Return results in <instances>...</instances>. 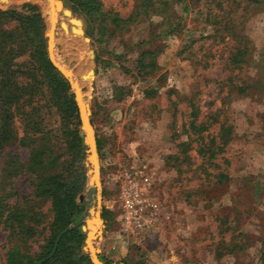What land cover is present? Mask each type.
<instances>
[{
	"label": "rangeland",
	"instance_id": "obj_1",
	"mask_svg": "<svg viewBox=\"0 0 264 264\" xmlns=\"http://www.w3.org/2000/svg\"><path fill=\"white\" fill-rule=\"evenodd\" d=\"M98 1L92 17L72 13L81 21L73 26L56 11L52 32L54 59L88 103L96 141L97 259L264 264V0ZM26 4L41 18L46 55L44 0H0V12L30 15ZM37 45L34 23L25 30L0 14V97L16 100L13 138L0 146V264L11 248L41 253L50 235L51 201L33 195L35 149L44 150L43 174L83 171L69 224L84 211L77 113L63 111ZM24 210L26 219L12 214Z\"/></svg>",
	"mask_w": 264,
	"mask_h": 264
},
{
	"label": "trees",
	"instance_id": "obj_2",
	"mask_svg": "<svg viewBox=\"0 0 264 264\" xmlns=\"http://www.w3.org/2000/svg\"><path fill=\"white\" fill-rule=\"evenodd\" d=\"M64 6H67L72 13H77L85 17H92L99 12L100 3L98 0H62ZM27 9H31L30 15H21L16 9L10 8L0 12L9 18L16 19L20 22L23 29L27 30L31 23H34L37 30L38 45L37 55L40 60V68L43 73H46L53 82L57 85V88L63 92L61 99V107L63 111L67 112L70 116L76 117V108L72 101V97L66 94L68 89L67 82L58 71L51 65L46 58L44 45L42 41V29L43 24L41 18L35 8L30 5H25ZM116 23H120L121 20L115 18ZM117 25V24H116ZM6 99L0 97V104L3 108L4 116H2L0 131V146L3 143H7L13 138V131L11 127V118L14 110L11 109L12 105L16 102L15 97L8 95ZM73 145L77 150H82V144L80 138L77 136V130L72 132ZM43 149H35L32 156L29 159V168L31 172H36L33 186V195L35 197H48L51 201L52 218L49 224L50 235L46 240L43 251L41 253H29L28 251H19L16 248H11L6 253L5 264H33V262L41 257H44L52 246V242L56 233L73 221L74 213L76 212L75 197L80 191L81 182L83 179V171L81 170L75 177L70 179L65 178L61 174H43ZM33 166L36 170L33 171ZM14 216H25V210L19 214L12 213ZM24 234H28L32 231V228L27 223L23 224L20 230ZM84 233L79 227H73L68 229L58 239L54 253L43 262L39 264H91L87 256L84 255L80 246L83 243Z\"/></svg>",
	"mask_w": 264,
	"mask_h": 264
},
{
	"label": "water",
	"instance_id": "obj_3",
	"mask_svg": "<svg viewBox=\"0 0 264 264\" xmlns=\"http://www.w3.org/2000/svg\"><path fill=\"white\" fill-rule=\"evenodd\" d=\"M48 6H47V5ZM50 12V20L49 22L47 21V16H46V11ZM56 11H61L65 16L69 18L71 21L72 19H76L81 23V21L76 18L75 16L72 15V12L66 8L62 2V0H44V10L43 13L46 17V31L44 33L45 39H46V55L47 59L51 63V65L64 77L66 80L69 90L68 94L72 95L73 101L75 104L76 108V113L79 121V127L81 132L79 133V137L82 139V142L84 146L86 147V162H87V185L85 186L86 192L84 195L80 194L78 196L79 200H82L84 198V211L82 215L79 217V219L75 220L72 224H69L68 226L63 227L60 229L56 235L54 236L52 246L48 253L44 256L41 257L40 259H37L33 262V264H39L43 262L45 259L49 258L53 253L56 248L57 242L59 237L61 236L62 233L67 231L68 229H71L73 227L79 226L80 229L84 232V246L82 247L88 254L89 260L92 264H104L101 261H99L96 257L97 249L94 248L92 245H90L91 240L99 234V226L101 225L100 221V215L97 209L94 208L93 206V199L97 197V183L96 180L98 178V173H97V161H98V156H97V149H96V141L95 137L92 131V127L90 125V120H89V107L88 103L83 99L80 98V88L76 86L75 81L70 79L69 73L66 68H62L57 65L54 56H53V44H52V32L54 28V16L53 14ZM60 26H63L62 22H59ZM72 31V30H71ZM73 32V31H72ZM79 35L82 37L83 41L85 43L88 42V37L83 35L82 28L79 30ZM88 53L90 57H92V50H88ZM92 75L91 70H87V73L83 75V77ZM82 99L85 101L83 102ZM88 183L90 186L88 187ZM95 218L98 221L97 227L95 230H91V227H89L88 224V219Z\"/></svg>",
	"mask_w": 264,
	"mask_h": 264
},
{
	"label": "bare ground",
	"instance_id": "obj_4",
	"mask_svg": "<svg viewBox=\"0 0 264 264\" xmlns=\"http://www.w3.org/2000/svg\"><path fill=\"white\" fill-rule=\"evenodd\" d=\"M48 6V5H47ZM57 12H59V13H61V11H57ZM46 16H48L49 15V20H50V12L48 11V9H47V11H46ZM53 16H54V14H53ZM48 20V19H47ZM54 20H55V17H54ZM68 23H70L72 26H73V24H72V20L70 21V20H68ZM54 24H55V22H54ZM57 63V65L58 66H60V67H62V65L60 64V63H58V62H56ZM64 67V66H63ZM62 67V68H63ZM68 71V70H67ZM69 72V71H68ZM71 79V78H70ZM77 82V81H76ZM76 84V83H75ZM76 86H78L77 84H76ZM80 98H81V96H80ZM83 101V100H82ZM84 102V101H83ZM96 183L98 184V178H97V180H96ZM90 186V184H88V187ZM88 224H89V227H91V230L93 231V230H95L96 229V226H97V224H98V221L95 219V218H91V219H88Z\"/></svg>",
	"mask_w": 264,
	"mask_h": 264
}]
</instances>
